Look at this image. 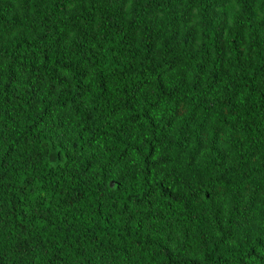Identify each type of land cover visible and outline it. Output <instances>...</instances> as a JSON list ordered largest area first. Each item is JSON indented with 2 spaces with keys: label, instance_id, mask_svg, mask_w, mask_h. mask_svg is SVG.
Wrapping results in <instances>:
<instances>
[{
  "label": "trees",
  "instance_id": "obj_1",
  "mask_svg": "<svg viewBox=\"0 0 264 264\" xmlns=\"http://www.w3.org/2000/svg\"><path fill=\"white\" fill-rule=\"evenodd\" d=\"M0 264H264V0H0Z\"/></svg>",
  "mask_w": 264,
  "mask_h": 264
}]
</instances>
